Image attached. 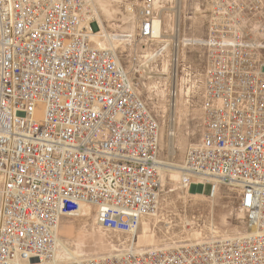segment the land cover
<instances>
[{
	"label": "built area",
	"instance_id": "obj_1",
	"mask_svg": "<svg viewBox=\"0 0 264 264\" xmlns=\"http://www.w3.org/2000/svg\"><path fill=\"white\" fill-rule=\"evenodd\" d=\"M207 1L205 126L179 185L236 187L246 233L141 249L136 235L160 208L162 134L121 40L95 35L94 0H0V264H264V0ZM157 4L143 1L124 42L157 39L158 22L164 32ZM88 208L131 239L70 257L60 227Z\"/></svg>",
	"mask_w": 264,
	"mask_h": 264
},
{
	"label": "rangeland",
	"instance_id": "obj_2",
	"mask_svg": "<svg viewBox=\"0 0 264 264\" xmlns=\"http://www.w3.org/2000/svg\"><path fill=\"white\" fill-rule=\"evenodd\" d=\"M143 1L105 0L109 9V14L106 15L99 0H94L93 5L97 7L103 22L102 28L95 16V29L105 30V33L111 36H114V33L135 35L138 11ZM176 5L177 0H158L157 8L163 15L164 33L167 35L175 33ZM181 10L182 38L194 40L203 38L209 21L208 1L181 0ZM118 44L122 61L131 72L140 95L159 120L162 134L161 160L164 162L165 170L162 172L160 208L155 216L144 220L138 231L136 240L140 248L233 238L246 233V215L241 210L240 194L236 187L222 185L216 196H210V184L206 185L204 192L199 186L186 188L179 185V168L186 151L190 145L201 139L205 126L203 71L206 50L204 46L198 42H180L175 122L176 149L171 156L167 143L172 131L176 42L170 41L168 44L167 41L156 39L147 41L137 38L132 42L121 40ZM166 44L168 45L164 56H156L154 60L152 49L161 48ZM147 54L150 60L148 64L151 62L149 71L139 72L138 70L141 69L139 64L144 62ZM87 212L89 213L81 216L66 217L59 230V242L64 250L67 249L66 251L73 256L84 258L89 255H108L117 251L120 242H128L131 239L128 235L104 230L97 223L96 211L93 209Z\"/></svg>",
	"mask_w": 264,
	"mask_h": 264
},
{
	"label": "bare ground",
	"instance_id": "obj_3",
	"mask_svg": "<svg viewBox=\"0 0 264 264\" xmlns=\"http://www.w3.org/2000/svg\"><path fill=\"white\" fill-rule=\"evenodd\" d=\"M99 2H100V5L102 7L103 12L106 15H108L109 14V9L107 8L105 0H99ZM175 9H176V14H177V19H176V22H175V33H174V35L165 34L163 32V25L160 22L157 23L156 28H155V32H156V36H157L156 40L167 41L168 44L170 43V41H175L176 42L175 60H174L175 61L174 62V75H173L174 76L173 77L174 91H173V102H172V126H171L173 134L170 133L169 140H168V143H167V148H168L169 153L171 154V156H172V154L175 153V149H176V142H175V135H176L175 126H176V123L175 122H176L177 103H178V98H177L178 97V73L177 72H178V67H179V56H180V46H181L180 42L193 43V42H197V40H199V39L194 40V39H190V38H182L181 33H180L181 11H182L181 10V0H177V5H176ZM93 11H94V15L92 16V18H95V16H97V18H98V20H99V22L101 24V27H102L103 26L102 25L103 22H102L100 14H99V12L97 10V7L95 5H93ZM94 31H95V35L97 37H99L100 40L106 37V39H108L106 41H109L112 38H117L119 40H129L130 37H128V36H132V34H123V35L111 36L109 34H106L105 30H101L99 32H96L97 30L95 28H94ZM103 32H104V34H103ZM168 44H166V46ZM153 59L156 60V56H154ZM140 68H142L141 65H140ZM148 71H149V68L146 70V72L148 73ZM171 160H172V157H171ZM160 170H161V173L163 172V170H165V165H164V162L162 160L160 161ZM88 210L90 211L91 209L90 208L86 209V211H85L86 214L89 213V212H87ZM256 230H257L256 227H252L250 231H256ZM66 252H68V254H71L69 251H66ZM72 257L76 258L73 255H72Z\"/></svg>",
	"mask_w": 264,
	"mask_h": 264
}]
</instances>
